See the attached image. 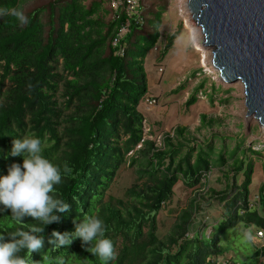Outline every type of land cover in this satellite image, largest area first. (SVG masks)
I'll return each mask as SVG.
<instances>
[{"label":"trees","instance_id":"obj_1","mask_svg":"<svg viewBox=\"0 0 264 264\" xmlns=\"http://www.w3.org/2000/svg\"><path fill=\"white\" fill-rule=\"evenodd\" d=\"M19 1L0 0V9H17ZM82 1L50 0L46 4L44 41L40 7L27 12V23L23 24L15 16H0V88L5 77L10 81L5 92L9 103L0 107V176L7 175L10 164H23L22 156L10 155L14 138L27 132L42 140L47 133V141L51 140V143L41 142L42 155L60 169L62 177L61 183L54 185L51 195L70 205V211L57 213L61 217L59 223L46 225L45 231L38 234L45 238L43 248L32 253L25 249L20 256L27 264H204L212 255L223 252L218 237L225 228L237 222L243 227L253 225L264 235V178L254 195L257 198L251 207L248 206L247 188L252 164L235 158L234 172H241L242 180L237 185L229 184L231 190L216 196L224 209L207 237L201 234L203 225L199 229L196 225L194 234L188 235L189 209H182L174 217L162 239L156 236L157 212L169 201L174 183L180 180L187 187L195 186L213 163L223 161L221 151L212 162L208 145L183 150L181 141L172 143L167 136L161 148L152 146L151 140L141 141L142 116L136 106L146 91L143 59L158 37L156 27L164 8L159 7L150 18L143 11V23L130 26L122 38L123 52L117 55L110 45V38L122 16L111 19L102 0H90L87 5ZM99 9L108 14L105 23L99 22ZM145 24L152 31L139 32ZM94 25L104 27V33L97 28L96 36L92 37ZM106 38L107 53L101 57ZM171 38L166 40L160 56L170 45ZM58 57L62 60V69L73 76L91 75L82 83H77L76 79L66 81L65 88H71L67 100L76 96L77 107L84 108L68 118L71 125L64 130L67 140L63 142L61 154L55 152L60 139L50 121V115L55 114L50 104L54 102L48 100L51 94H47L55 88L53 78L57 75L51 72L49 62H56ZM102 70L107 71L105 79ZM194 100L192 94L184 103L187 105ZM28 114L30 117L25 121ZM28 124L29 129L26 128ZM175 131L180 134V130ZM139 143L148 148V155L143 154V148L135 149ZM133 149L128 164L136 163L139 166L137 178L144 175L146 178L142 185L133 182L127 187L125 195L136 200L134 204L117 208L109 200L102 201V194L127 158L126 154ZM138 153L140 157L135 156ZM262 172L264 175V158ZM87 216H96L103 221L105 237L114 246V259L101 261L81 246L79 238L63 247L48 243L53 229L61 233L74 232L73 220L80 222ZM34 227L44 226L31 217L17 221L11 217L10 209L0 211V233L6 240L9 239L8 232ZM252 254H264V245L256 247Z\"/></svg>","mask_w":264,"mask_h":264},{"label":"rangeland","instance_id":"obj_2","mask_svg":"<svg viewBox=\"0 0 264 264\" xmlns=\"http://www.w3.org/2000/svg\"><path fill=\"white\" fill-rule=\"evenodd\" d=\"M49 1L20 0L18 4L25 16L31 9L41 8L39 20L43 41L47 31L46 4ZM89 1L83 0L82 2L87 5ZM184 1L186 0H141L144 13L148 18L159 7L164 8L160 13L159 25L156 27L158 37L143 59L147 79L146 91L136 106V110L142 116L141 141L151 140L152 146L161 148L165 144L164 138L167 136L172 143L181 141L183 150L190 146L197 148L200 145H208L212 162L216 160V154L220 151L223 161L220 164L213 163L193 187L185 186L180 180L174 183L169 201L162 204L156 215L155 234L160 239L168 233L174 217L182 209H189L191 212L188 226L191 234L196 225H198L196 229L200 228L199 222L203 214L209 215L211 222L217 220L224 208L216 196L220 192L231 190L229 184L237 185L242 180L241 172H234L235 158H241L244 162L252 164L247 188L248 200H252L264 178L262 172L264 128L249 116H245L246 108L243 102L241 83L220 80L217 71L213 69L210 62L211 48L209 50L198 47L197 44L202 37L197 25L188 26L193 23V18H191ZM101 7L104 8L103 5ZM97 14H100L99 22L107 21L108 14L102 9H99ZM97 28L101 33H104V27L94 25L92 37L96 36L95 29ZM193 30L195 31L194 37ZM149 31L152 29L148 24L139 30L141 33ZM199 36L201 39H198ZM169 37H172L170 45L160 56ZM107 44L108 38L105 39L100 51L101 57L107 53ZM49 64L52 66L51 72L57 74L53 78L56 83L55 88L47 91V94H51L48 100L54 102V104H50L55 112L54 115H50V121L60 139L55 152L61 154L63 142L67 140L64 130L71 125L68 118L79 114L84 108L77 107L76 96L67 100L71 88H65L66 81L76 79L77 83H82L91 75L85 73L79 77L73 76L70 72L62 69V60L59 57L56 62L52 60ZM102 74L104 79L107 78V71L102 70ZM9 85L10 81L5 77L0 88V107L9 103L5 94ZM192 94L195 100L186 105L185 100ZM147 98L153 99L155 102L152 105H147ZM29 117L28 114L25 121ZM29 126L30 124L26 128L29 129ZM176 129L180 130V134L176 133ZM24 136L31 135L26 132V134H21V137ZM47 137L48 134L45 133L41 140L46 145L51 143V140L47 141ZM140 145V143L137 144L135 149L143 148V154L148 155V148L145 145ZM235 147L234 153L230 155V151ZM133 151L134 149L126 154L127 158L119 165L102 194V201L109 200L110 204L117 208L134 204L136 200L125 195L127 187L133 182L142 185L146 178L145 175L137 178L136 169L139 166L136 163L128 164L129 156L133 154ZM135 156L140 157L141 154L138 153ZM209 226L212 228L213 224L211 223ZM218 245L223 249V252L218 254L222 257H229L239 264H264V261L259 262V255L252 254L256 247L264 245V235L257 237L253 225L243 227L241 222H237L233 226L225 228L218 237Z\"/></svg>","mask_w":264,"mask_h":264},{"label":"clouds","instance_id":"obj_3","mask_svg":"<svg viewBox=\"0 0 264 264\" xmlns=\"http://www.w3.org/2000/svg\"><path fill=\"white\" fill-rule=\"evenodd\" d=\"M3 15H12L22 24L27 23V17L19 8L0 9V16ZM10 155L22 156L23 164H10L7 175L0 176V205L3 206L0 211L10 209L13 219L23 221L25 217H31L44 227L30 230L17 228L7 233V240L0 233V264H27L20 253L25 249L30 253L40 251L45 238L38 234L45 231L46 225L59 223L61 217L57 213L70 211V205L51 195L54 185L61 183V172L43 157L39 138H14ZM73 223L74 232L61 233L53 229L48 243L63 247L70 245L74 238H79L81 246L91 255L98 256L101 261L107 262L115 258L113 243L105 237L104 224L100 218L87 216L80 222L74 219Z\"/></svg>","mask_w":264,"mask_h":264},{"label":"water","instance_id":"obj_4","mask_svg":"<svg viewBox=\"0 0 264 264\" xmlns=\"http://www.w3.org/2000/svg\"><path fill=\"white\" fill-rule=\"evenodd\" d=\"M220 80L239 81L245 116L264 128V0H186Z\"/></svg>","mask_w":264,"mask_h":264},{"label":"built area","instance_id":"obj_5","mask_svg":"<svg viewBox=\"0 0 264 264\" xmlns=\"http://www.w3.org/2000/svg\"><path fill=\"white\" fill-rule=\"evenodd\" d=\"M105 5H107L109 10V17L111 19L117 20L121 16L120 25L114 30L113 35L110 38V45L114 49V54L121 55L124 49L122 38L127 34L131 25L140 26L143 23V5L141 0H102ZM155 101L153 99H146L147 105H152ZM257 197L254 196L252 200H248V206L251 207L252 202ZM251 202V203H250ZM239 212H241L239 210ZM200 225H203L200 229L201 234L208 236L210 233L211 220L209 215L203 214L200 220ZM213 224V223H212ZM189 236H192L188 232ZM199 234V233H198ZM263 235V231L260 229L256 230V236L260 237ZM260 256V255H259ZM260 261H264V254H261ZM204 264H239L238 262L231 260L229 257H222L221 255H212L209 260Z\"/></svg>","mask_w":264,"mask_h":264},{"label":"bare ground","instance_id":"obj_6","mask_svg":"<svg viewBox=\"0 0 264 264\" xmlns=\"http://www.w3.org/2000/svg\"><path fill=\"white\" fill-rule=\"evenodd\" d=\"M184 2L186 3V1H184ZM186 8H187V6H186ZM187 9H188V8H187ZM188 11H189V9H188ZM189 12H190V11H189ZM192 22H193V23L188 24V26H193V27H194V25H197V27H198V29H199V32H200V34H201V37H202V33H201V30H200L199 25L194 21V19H193ZM192 34H193V37H194V35H195V31H194V30L192 31ZM198 39H201L200 36H199ZM201 41H202V39H201L200 42L197 44L198 47H199L200 49H209V50H210V46L202 44ZM196 42H197V41H196ZM193 44L195 45L194 42H193ZM204 60H205V59H204ZM211 65H212V64H211ZM212 67H213V66H212ZM213 69L216 70L214 67H213Z\"/></svg>","mask_w":264,"mask_h":264},{"label":"crops","instance_id":"obj_7","mask_svg":"<svg viewBox=\"0 0 264 264\" xmlns=\"http://www.w3.org/2000/svg\"><path fill=\"white\" fill-rule=\"evenodd\" d=\"M146 82H147V79H146ZM219 217H220V216H219ZM219 217H218V218H219ZM218 218H217V220H218ZM217 220L213 221L212 223H215ZM260 258H262L261 255L259 256V262H260V260H261Z\"/></svg>","mask_w":264,"mask_h":264}]
</instances>
